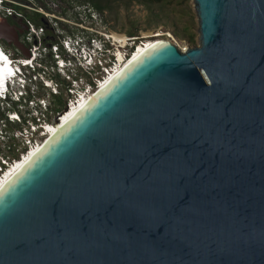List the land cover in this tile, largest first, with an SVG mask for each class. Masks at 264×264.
I'll return each instance as SVG.
<instances>
[{"label":"water","instance_id":"water-1","mask_svg":"<svg viewBox=\"0 0 264 264\" xmlns=\"http://www.w3.org/2000/svg\"><path fill=\"white\" fill-rule=\"evenodd\" d=\"M193 3L197 46L149 47L0 191V264H264V0Z\"/></svg>","mask_w":264,"mask_h":264},{"label":"built area","instance_id":"built-area-1","mask_svg":"<svg viewBox=\"0 0 264 264\" xmlns=\"http://www.w3.org/2000/svg\"><path fill=\"white\" fill-rule=\"evenodd\" d=\"M11 4L16 5L0 0V13L25 21L24 38L31 47L21 58L5 50L16 78L7 88L0 86V184L33 150L44 147L51 128L88 102L145 45L137 37L109 31L90 3L73 6V17L67 18L40 8L51 29L58 31L45 43L47 24L37 27Z\"/></svg>","mask_w":264,"mask_h":264},{"label":"rangeland","instance_id":"rangeland-1","mask_svg":"<svg viewBox=\"0 0 264 264\" xmlns=\"http://www.w3.org/2000/svg\"><path fill=\"white\" fill-rule=\"evenodd\" d=\"M9 1L20 5L28 12H39L40 8H43L52 11L59 17H73L72 7L83 2V0L79 2L75 0ZM101 14L106 28L115 34L137 37L139 40L146 42L152 40L150 38L153 34L164 33L167 38L172 39L173 37L180 48L195 47L199 44L198 19L193 0H162L160 3L149 7L136 0H111L108 2V8L102 11ZM2 17L3 15L0 13V21H3ZM44 24H47L50 28L45 29L44 34L51 41L52 36L57 35L58 31L51 29L48 20L47 22L44 20ZM130 33H133V35H130ZM147 36H150V38H147ZM192 37H195L196 43L191 46L189 39ZM20 42L27 50L31 47V44L27 43L24 37L20 39ZM44 45L46 44L44 43ZM6 50L16 58L24 56L21 50L8 43Z\"/></svg>","mask_w":264,"mask_h":264},{"label":"bare ground","instance_id":"bare-ground-1","mask_svg":"<svg viewBox=\"0 0 264 264\" xmlns=\"http://www.w3.org/2000/svg\"><path fill=\"white\" fill-rule=\"evenodd\" d=\"M2 23H3V21H0V24H2ZM117 38H122V37H117ZM147 38H150V36H147ZM152 38H154V39L146 41L147 43L145 42V45H142V46H140L138 48V50L136 51V54L134 55V57L132 58V60L135 59L137 56H139L141 53H143L145 50H147L149 47H151L152 45H154L157 42L173 41L170 37L167 38V35L164 34V33H155V34H153ZM131 61H129L128 63H130ZM120 62H123V59L122 58H120ZM0 63L1 64L3 63L2 55L1 54H0ZM126 63L127 62H125L124 64H122L121 67H123L124 65L126 66L128 64V63L127 64ZM0 69H1V66H0ZM86 103H87V101L85 100L83 102V104L80 106L79 109H77V108L76 109H73L67 115H65V117L61 120V122H59L58 127H54V129H52V128L50 129L51 130V132L49 134L50 135V138L48 139V141L46 142V144L54 136V134L56 133L57 129L60 128L61 126H63L65 123H67L82 108V106L85 105ZM41 149L33 150L30 153V155L23 162H21L20 164H18L17 167H15L14 170L11 173H9L8 176H6V180L4 181V183L0 184V191L27 165V163L37 153H39V151Z\"/></svg>","mask_w":264,"mask_h":264},{"label":"trees","instance_id":"trees-1","mask_svg":"<svg viewBox=\"0 0 264 264\" xmlns=\"http://www.w3.org/2000/svg\"><path fill=\"white\" fill-rule=\"evenodd\" d=\"M13 1H19V0H13ZM75 1L79 2L81 0H75ZM109 1H111V0H83L82 3H91L98 11L102 12L108 8V2ZM136 1H138V2L149 7L151 5L160 3L162 0H136ZM11 6L14 7L21 14H24L25 18L27 20H30L31 22H33L34 25H36L37 27L45 26L44 16L42 14H40L39 12H37V11L28 12L25 8L21 7L20 5L11 4ZM176 34L178 35L177 32H176ZM130 35H133V33H130ZM48 42H49V40L47 38H45V43H48ZM189 43L191 46L195 45V43H196L195 37L190 38ZM0 44L3 45L4 49L6 50L7 42L0 40Z\"/></svg>","mask_w":264,"mask_h":264},{"label":"clouds","instance_id":"clouds-1","mask_svg":"<svg viewBox=\"0 0 264 264\" xmlns=\"http://www.w3.org/2000/svg\"><path fill=\"white\" fill-rule=\"evenodd\" d=\"M3 18V17H2ZM0 54L2 55L3 63H0V86L7 88L10 86V79L16 78V73L12 67V59L5 52L3 45L0 44Z\"/></svg>","mask_w":264,"mask_h":264},{"label":"flooded vegetation","instance_id":"flooded-vegetation-1","mask_svg":"<svg viewBox=\"0 0 264 264\" xmlns=\"http://www.w3.org/2000/svg\"><path fill=\"white\" fill-rule=\"evenodd\" d=\"M3 21L7 22L11 26H16L19 33V40L24 37L27 32V26L24 20H18L17 18H2Z\"/></svg>","mask_w":264,"mask_h":264},{"label":"crops","instance_id":"crops-1","mask_svg":"<svg viewBox=\"0 0 264 264\" xmlns=\"http://www.w3.org/2000/svg\"><path fill=\"white\" fill-rule=\"evenodd\" d=\"M13 28H15L14 26H12Z\"/></svg>","mask_w":264,"mask_h":264}]
</instances>
